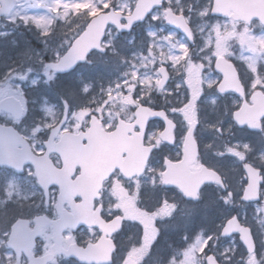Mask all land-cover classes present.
<instances>
[{
	"label": "flooded vegetation",
	"instance_id": "1",
	"mask_svg": "<svg viewBox=\"0 0 264 264\" xmlns=\"http://www.w3.org/2000/svg\"><path fill=\"white\" fill-rule=\"evenodd\" d=\"M177 1L179 0H164L160 7L153 10L150 17L155 14L162 17L161 21L168 32L180 39L187 47V60L194 62L197 60L196 56H207L215 51L212 43L209 47L206 46L209 37L215 39L214 43L223 49L217 54L214 53L216 57L210 68H204L203 64L197 62L194 64L199 66L200 70L189 75L192 89L197 90L199 83L202 86L203 94L200 100L194 102L193 105V109L197 107L199 110L198 117L194 115V111L188 117L177 109L180 104L174 99L178 92L185 90L187 86L183 81L182 87L176 88L174 73L168 66H166L167 83L164 87H160V66L158 68L160 79L157 87L159 90L170 88L173 91V94L169 95L170 99L172 98L169 99V106L161 103L157 92L149 97L150 101L146 99L137 106L143 105L152 110L162 111L170 123L169 137L168 139L162 138L166 128L164 120L148 121L143 130V137L144 145L150 147V155L143 175L140 178L129 179L116 170L102 182L95 207L102 205L101 214L106 220L121 215L119 213L112 217L105 215L110 200L108 192L116 189V200L123 194L129 198L131 193L128 185L134 180L138 181L150 176L151 186L154 189L150 215L154 220L157 235L164 233L170 239V244L166 246L167 254L175 262L185 258L189 242L194 237H199L200 264H208L209 259L215 260L218 264H264V115H261L260 110H253L262 106L261 102L264 99V58L241 55L247 44L251 46L250 52L254 45H257L261 49L257 52L258 55L264 56V23L262 21L264 0H246V4L239 5L240 8L247 10L246 16L237 10H228L225 14L218 11V13L213 12L214 0H181L179 3ZM168 11L176 17L174 23H167ZM2 19L3 17H0V20ZM142 24L144 23L135 25L130 32H122L120 37L124 39L136 33ZM259 40L263 43L259 44ZM219 57L225 58L230 63L225 64L226 61L220 63L219 69L221 70H218L215 65ZM227 71L231 73V78L226 77ZM191 76L194 83H192ZM222 83L224 85L220 90L219 86ZM36 104L33 100L30 105L36 107ZM136 107L132 117L117 118L113 125H108L107 119L94 110L89 115L87 123H82L75 131L66 129L67 120L54 139V143H57L65 132L90 131L93 117L97 119L102 129L108 132L115 129L118 119L134 123L137 119ZM183 108L186 112L187 103L183 105ZM243 108H246L248 112L236 117V114ZM41 111L42 109L39 111L38 118L14 119L9 113L0 110V124L16 129L28 141L32 153L38 157L47 154L50 131L60 120L59 118L47 128ZM92 129H98L97 122ZM190 131L194 144L191 149L192 153L196 149L193 162L185 160V137ZM140 132L139 126H133L129 134L133 136ZM89 135L92 134L89 133ZM83 144H86L85 140ZM89 151L90 156L87 160L92 165V172L88 176L92 177L90 185H94L100 176L98 168L102 159L95 149ZM49 158L55 168H62L59 155L51 153ZM246 164H251L260 170L262 181L257 200L245 201L243 199V193L248 184L245 174ZM202 168L215 171L222 178L223 186L206 182L197 187L195 184ZM4 173L21 179L18 181L22 187L35 190L33 196L27 198L29 204L37 208L21 216L28 221L26 227L21 229V233L24 245L27 248L30 246V256L36 258L52 253L53 259L48 264L60 258L69 264H84L64 253L58 254L57 252H62L73 243L85 245L94 241L100 236V232L85 226L75 229L67 228L62 233L63 239L58 246L60 251L54 250L52 222L60 217L57 207L60 188L55 181H51L52 173L44 174L45 185L39 183L34 166L30 164H25L21 171L0 166V177ZM80 174L81 168L77 165L70 179L73 181ZM62 178V173L54 177L56 181L58 180L57 182L62 181ZM179 185H183L185 189H181ZM81 201V198L71 195L62 201L60 209L73 213V209L69 207L70 203L78 204ZM37 216H43V218L35 221ZM234 218L240 221L241 225L250 228L255 243L253 253L246 251L239 232L228 236L222 235L226 222ZM180 219L187 221V225H179L176 230L170 229ZM37 222L38 229L35 230ZM87 230H91V236H84ZM36 231L37 236L33 239L32 234ZM117 236L118 234L115 235ZM10 251L12 264H16L17 261L18 264H30L28 255L21 254L18 259V256L12 250ZM0 253L3 264L6 253L1 248Z\"/></svg>",
	"mask_w": 264,
	"mask_h": 264
},
{
	"label": "rangeland",
	"instance_id": "2",
	"mask_svg": "<svg viewBox=\"0 0 264 264\" xmlns=\"http://www.w3.org/2000/svg\"><path fill=\"white\" fill-rule=\"evenodd\" d=\"M134 4L135 0H15V7L11 14L0 20V38L11 35L13 32L16 34L18 28H24L28 24L32 25L35 30L41 28L47 32L50 25L68 15L70 19L76 18L82 22L78 29L80 31L90 15L110 6L128 14ZM161 18L157 14L153 15L138 28L136 33L134 32L124 39H120L117 32L110 29L104 41V47L109 50V56L93 53L89 57L87 66H81L78 72L82 74L84 69L89 67L92 71L88 68L85 78L89 73L91 75L87 78L88 82L79 87L76 86L81 81L78 77L79 73L57 80V76L43 66L45 61L42 56L44 55L36 51L33 54V56H38L35 59V66H37L35 69L30 68V59L27 58L20 65L17 64L14 69L5 72L0 70V101L7 96L18 98L28 119L38 118L40 115L37 114L36 109H42L41 116L45 118V125L49 128L60 117V97H62L60 95L63 93L69 100L65 99L70 101L67 130L75 131L82 123L86 124L93 110L103 115L107 119L108 125H113L117 118L132 117L134 108L144 100H149L153 93L157 92L161 103L169 106L172 99L169 95H172L173 91L170 88L159 90L157 87L160 79L158 68L161 65H166L174 73L176 88L180 89L183 81L187 86L185 90L178 92L174 99L180 104L177 109L188 117L194 111V115L198 117L199 110L197 107L193 109V105L194 102L200 100L203 94L202 86L199 83L197 90L192 89L189 75L200 70V67L194 63L199 62L204 65V68H210L216 57L214 55L223 49L214 43L215 39L209 37L206 46L209 47L212 43L215 51L207 56H196L198 61H188L187 47L182 44L180 39L168 32ZM17 38L20 39V34ZM70 41L69 38L64 40L49 39L48 43L44 40L43 42L46 44L44 50L49 56L57 58L67 48ZM260 43L263 41L259 40ZM250 49L251 46L246 44L241 55L264 58V56L258 55L257 52L261 49L257 45H254L251 52ZM12 50L13 48L10 52ZM9 57L10 60L11 57L16 56ZM96 68L100 70L103 68L105 73L93 72ZM192 83H194L193 80ZM57 84L59 92L52 89ZM41 92L42 98L39 95ZM33 94H35V100L37 97L40 98L39 106L36 109L30 105ZM56 100L57 103L53 102ZM185 102L187 103L186 112L183 108ZM18 180L21 179L6 173L0 177V226L3 225L5 228L2 229L3 232L0 236L2 241L0 248L6 253L3 264L13 263L11 251L6 246L9 226L18 217L25 216L29 211L37 208L35 205H30L27 198L33 196L34 188H24ZM150 181V176L132 181L128 185L131 193L129 198L118 196L116 200V189L108 192L110 200H107L105 215L112 217L119 213L125 219L123 230L118 237L120 244H118L115 264H127V262L134 264H200V258H198L199 237L191 239L187 254L184 255L185 258L177 262L167 254V249L161 246L167 244L168 236L163 238V242L161 238L157 242V230L150 215L154 190ZM186 223L187 221L180 219L170 229L176 230L179 225L186 226ZM85 235L91 236V230H87ZM52 264L69 263L60 258Z\"/></svg>",
	"mask_w": 264,
	"mask_h": 264
},
{
	"label": "water",
	"instance_id": "3",
	"mask_svg": "<svg viewBox=\"0 0 264 264\" xmlns=\"http://www.w3.org/2000/svg\"><path fill=\"white\" fill-rule=\"evenodd\" d=\"M163 0H137L136 5L130 15L124 17L126 24L121 23V18L123 15L120 12H116L114 8H110L107 12H103L93 17L89 23L86 25L85 29L72 41L69 48L66 52L59 57L58 60L49 62L47 65L54 71L58 73H67L74 69L78 62L84 60L89 53L94 50H97L101 53H105L106 49L102 47V41L105 38L106 31L109 26L116 27L119 31H128L136 23L145 21L147 16L153 11L155 7L161 6ZM2 6L0 8V15H5L11 12L14 7V0H2ZM246 0H214L213 12L225 14L228 10H237L241 12L244 16L247 15V10L240 8L239 5L246 4ZM218 11V12H217ZM174 15L168 11L166 15L167 23H174ZM264 23V18H262ZM176 25V24H174ZM224 58L220 57L216 61V68H219V64L224 62ZM162 80L160 82V87L165 85L167 81V71L166 67L160 69ZM228 74L226 77L231 78V73L227 71ZM223 85V84H222ZM221 88V86L219 87ZM65 111L62 120L59 125L52 130L49 141H51L55 136V132L59 130L61 125L66 121L67 118V103H64ZM0 108L12 113L16 118L21 117L22 107L20 102L15 97H6L0 103ZM259 108H256V110ZM246 111L245 109L242 110ZM240 111L237 115H241ZM261 115H264V109L261 110ZM136 114L138 119L136 125H138L141 130L144 129L146 123L153 118H162L164 119L163 112L161 111H151L145 107H138L136 109ZM236 115V116H237ZM165 120V119H164ZM166 122V129L163 132L162 138L168 139L167 133L170 132L168 128L169 123ZM92 121V125H93ZM133 126L132 123H124L122 120L118 121L117 128L110 133H107L103 130L99 131V134L96 133L93 136V139H88V142L91 140H100L103 142V158L104 167L101 169L103 175L99 179L98 184L95 186L93 193L90 192V187L87 186L82 177L73 182H62L59 183L61 189L60 196H70L76 194L83 198V202L80 203L75 208V213L73 216L66 215L64 210H62V217L59 221L54 223L55 228V249H58L60 244V236L62 231L67 227H77L81 224L88 225L90 227H98L102 231L101 237L95 243H89L85 247L73 244L69 246L68 250L63 252L79 262L86 264H109L112 259V253L115 249V244L112 235L121 230L122 227V218L116 217L110 222H106L100 216L101 206H98L97 210L93 212V201L94 198L98 196V191L101 188V182L103 178H107L110 173H112L116 168L125 174L127 177L132 178L134 175L140 176L146 165V162L149 158L150 148L144 146L143 144V132H140L137 136L130 137L128 131L131 130ZM87 139L88 136L84 133L78 135L64 134L62 140L55 147L64 160V169L69 165L74 167L78 161L70 163L68 159H71V153L65 151V145H69L71 140L74 139ZM19 142L23 143L24 149L19 153L15 149V145ZM25 141L18 135L16 131L12 128L4 127L0 125V164H5L16 169H20L23 164L26 162V159H29V148L24 143ZM186 152L185 160L193 162L196 157V149L193 153L191 149L194 147L192 134H188L185 140ZM61 145V146H60ZM89 149V147H85ZM63 152V153H62ZM124 155H126L124 157ZM190 157V158H189ZM40 160L38 158L29 159V161L35 163L36 172L39 173V169L42 171V165H38L34 160ZM46 165V164H44ZM84 174L89 171V166L85 162H80ZM47 167H50L48 164ZM45 168V167H44ZM70 168V169H72ZM246 175L248 176V184L245 188L243 194V199L246 201L257 200L259 197V182L260 177L257 169H254L251 165H247ZM85 178V177H83ZM218 183L222 185L220 176L213 172L212 170L203 168L198 174V180L196 181V186L199 187L204 183ZM181 189H185L183 185H179ZM197 189V188H196ZM28 224L25 220H18L12 227L11 239L8 241V244L14 249L17 256H20V252L24 250L23 234L21 229L26 227ZM240 232L242 242L246 247L248 252H253L255 249L254 241L252 238L251 231L248 227H242L239 221L234 218L229 221L224 226L223 234L224 236L230 235L234 232ZM27 254V251H25ZM52 255L45 256L43 258L37 259L36 264H46L52 259ZM32 260V259H31ZM18 264V262L16 263ZM132 264V263H128ZM209 264H217L215 261H210Z\"/></svg>",
	"mask_w": 264,
	"mask_h": 264
},
{
	"label": "trees",
	"instance_id": "4",
	"mask_svg": "<svg viewBox=\"0 0 264 264\" xmlns=\"http://www.w3.org/2000/svg\"><path fill=\"white\" fill-rule=\"evenodd\" d=\"M74 19H70L69 15L56 22L53 28L43 33L41 28L36 29L32 27V25H27L24 28H18L16 34L14 35H7L4 38H0V70L1 72H5L7 70H11L16 68L17 64H21L27 58L29 60V66L31 69H35V58L33 56L36 51L41 52L43 55L44 60H49L53 56H49L46 50H44V40L48 43L49 39L54 40H64L73 34L75 27L74 26ZM34 31V33H32ZM20 34V39L17 36ZM8 41V42H6ZM13 50L10 52V50ZM30 54V55H29ZM32 54V55H31ZM14 55L16 57H11L12 59L8 60L11 56ZM14 63V64H13ZM85 82L80 83L83 85Z\"/></svg>",
	"mask_w": 264,
	"mask_h": 264
}]
</instances>
